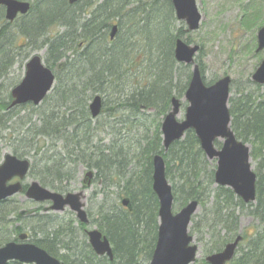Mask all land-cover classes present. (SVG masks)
Returning <instances> with one entry per match:
<instances>
[{"label":"trees","instance_id":"1","mask_svg":"<svg viewBox=\"0 0 264 264\" xmlns=\"http://www.w3.org/2000/svg\"><path fill=\"white\" fill-rule=\"evenodd\" d=\"M30 1L31 11L14 21L7 20L5 8L0 7V82L9 75L20 56L22 61L30 56L29 52L23 55L27 47H47V64L56 72L57 85L42 103L49 104L39 123L33 122L32 118L24 121V117L15 111L20 106L9 108L11 93L0 99V134L13 128L9 135L16 132L17 140L26 142L23 150L26 154L32 150L38 154L41 150L40 139L36 140L39 136L62 140V150H53L50 155L44 152L39 164L32 165L31 173L37 174L43 184L59 187L56 183L69 182L76 177L77 166L74 165L82 161L88 168L96 170V179L104 181L106 187L124 182L121 189L125 190L124 195L130 198L132 206L128 209L120 203V209L104 216L105 227L101 229L113 244L114 260L97 256L84 242L75 245L79 250L77 253L72 243L69 245L62 238L67 235L73 240L74 232L66 233L62 226L48 233L41 225L48 214L36 213L27 217L37 219L31 227L33 240L66 264H144L149 261L157 241L159 209V200L152 188V158L161 153L167 163V176L174 181L175 200L182 199L185 204L198 199L205 204L206 196L213 195L211 211L225 233L222 237L214 234L219 239L212 242L207 253L221 250L238 234L239 209L255 217L260 225L249 237L248 247L241 245L236 257L228 264H264V85L251 79L243 86L233 82L229 103L232 128L239 139L252 145L251 155L257 174L254 203L245 204L228 187H214V167H208L193 130L164 152L162 119L157 123L152 139L142 147L140 155L147 158L144 170L133 171L126 179L129 149L124 151L118 142L111 143L113 148L93 144L98 129L89 123L88 100L92 94L123 93L126 103L121 104L120 98L116 97V107L126 105L136 115L142 109H155L158 117H163L171 108L175 92L184 95L191 72L189 65L179 63L175 58L176 40L184 32L175 27L177 17L172 0H79L74 4L69 0ZM261 9L262 3H257L254 11L246 14L245 22L261 18ZM35 13L37 17L32 18ZM114 23L118 24V32L111 40ZM52 25L66 30L49 35ZM18 37L25 44H17ZM82 46L85 48L80 50ZM68 48L78 52L73 51L70 57L66 53ZM62 59L65 61L60 62ZM137 66L142 67L143 81L134 88H127L125 76L132 74ZM182 69L187 72L183 74ZM201 69L204 72L202 65ZM114 86L118 88L116 91ZM17 206L11 199L0 201V245L11 240L13 232L18 235L25 229L23 225H15L16 221L25 219L17 216ZM11 212H15L14 219L9 216ZM195 217L191 232L202 228ZM7 264L24 263L14 260ZM194 264L209 263L202 259Z\"/></svg>","mask_w":264,"mask_h":264},{"label":"water","instance_id":"2","mask_svg":"<svg viewBox=\"0 0 264 264\" xmlns=\"http://www.w3.org/2000/svg\"><path fill=\"white\" fill-rule=\"evenodd\" d=\"M78 0H70L75 3ZM176 16L186 22L188 31L200 27L202 14L196 0H172ZM0 5L5 6L6 18L13 21L19 14H26L31 8V3L24 0H0ZM117 32V25L111 31V38ZM200 46L188 44L178 38L175 46V57L179 62L193 64L192 76L185 93L188 101L185 118L178 119L181 101L172 98V108L165 116L161 131L163 145L167 151L170 145L184 137L187 130H194L200 141L201 148L209 159L217 160L215 170V183L231 187L236 195L245 202L256 200V173L251 161L249 144L238 139L231 127V113L229 107L230 88L232 79L229 75L219 78L211 85L203 79L195 55ZM264 49V26L258 32L257 51ZM56 75L46 66L42 57L35 54L26 64V73L22 81L12 90V105L33 102L39 104L52 89ZM253 81L264 84V58L252 75ZM103 106L102 97L96 95L90 102V111L97 117ZM222 142L220 147L216 141ZM29 159H21L16 155L7 153L5 160L0 164V200L23 192L22 180L30 170ZM93 172L86 173V183H91ZM19 180L9 183L13 178ZM153 189L159 199V226L156 246L149 264H191L197 258L198 246L193 244L194 237L190 234L192 217L197 212L199 201H189L178 213L173 212L174 194L171 183L166 174V161L162 154L153 157ZM26 197L35 201H51L44 210L62 211L66 206L77 212L81 222L88 223L89 217L85 206L84 191L69 192L63 195L44 187L39 181L34 180L26 189ZM124 206L130 209V199L122 200ZM34 210L23 209L20 216L33 214ZM89 243L98 255H107L114 259V252L107 235L98 228L88 230ZM27 238V233L20 235L21 240ZM242 235L225 245L224 249L210 254L206 261L210 264H227L235 255ZM11 260L36 264H65L58 258L50 255L45 249L30 242L11 241L0 247V264Z\"/></svg>","mask_w":264,"mask_h":264},{"label":"rangeland","instance_id":"3","mask_svg":"<svg viewBox=\"0 0 264 264\" xmlns=\"http://www.w3.org/2000/svg\"><path fill=\"white\" fill-rule=\"evenodd\" d=\"M196 1L202 14V21L199 29L187 31L186 23L178 19L175 22L176 29H183L184 33L182 39L186 42L189 40L191 44L200 45L201 50L197 54L196 59L197 62L204 67V77L207 82L211 83L214 79H218L224 75H229L233 79V82H236V85L238 84L239 86H243L248 79H251L252 73L264 57V49L259 52L256 51L257 33L259 28L264 25V2H262L263 6L259 13L262 19L256 18L245 22L246 14L252 13L256 7V3H260L262 0ZM36 15L37 13L33 14L32 18H36ZM65 30L66 29L64 27L59 25H52L49 28V35H56L64 32ZM18 38L17 44H25V42H22L21 37ZM84 48L85 46H82L80 50H83ZM75 50L68 48L66 53L71 57L74 52H78L77 49ZM25 51L26 52H24L23 55L28 52L30 53V56L36 53L41 54L43 61L47 63V47H43L41 49L27 47ZM64 61L65 59H62L60 62ZM133 70L134 71L131 72L132 74H127L125 76L124 85L127 88H134L138 85V83L143 81L141 74L142 67L137 66ZM189 70L191 72V67ZM24 71L25 63H23L22 56H20L12 69L9 71V75L5 76V78L0 82L1 100L5 99L11 89L22 80L25 73ZM181 72L184 74L187 71L182 69ZM181 77H184V75H181ZM55 85H57V81ZM114 89L116 91L118 88L114 86ZM52 91L50 92V95L52 94ZM95 95L96 94H92V97L88 100V105ZM99 95H101L104 100V111L97 118H92L89 112V123L92 124V127L96 126L98 129V133L93 141V144H97L101 148H104L102 146L113 148L111 143L114 142L113 144H116L118 142L124 147V151L129 149L130 156L127 157V160L130 164L126 169V179H128L133 171L135 173V171L142 172L144 170L147 158L140 155L142 147L147 143V140L152 139L156 131L157 123L163 117H158L155 109H142L138 111L136 115L133 111L127 108L126 105H123L120 108L116 107V97L120 98L121 104L126 103V96H123V93L120 94L112 92L109 95ZM175 96L180 97L183 100V107L178 115V118L182 120L185 116L187 101L184 99V95L178 94V92H175ZM48 104L49 103L41 104L40 107L33 108L30 106H22L17 108L15 111L16 113H19L21 117H24V121L28 118H32L33 122L39 123L40 116L42 112L46 111ZM27 126H29V124ZM12 130L13 128H10L0 134V162L4 159L5 154L12 153L20 158H29L32 160V165L34 163L38 165L44 152L50 155L53 150H62V140L54 141L51 138L39 136L36 140L40 139L39 142L40 145H42L41 150L38 154L36 150H32L30 153L26 154L23 151L25 150L24 146L26 145V142L17 140L16 132L9 135ZM249 146L250 149H252L251 143H249ZM135 153L137 157L139 156V160L135 156ZM206 161L209 168H213L216 164V162L212 160L206 159ZM74 166H77L76 177L69 182L63 181L61 184L56 183L59 187L43 184L40 177L31 172L24 183L27 184L32 180H37L45 187L62 193L84 189L86 195L84 199L86 202V209L91 217V223L86 225L85 228L91 229L95 226L101 229V227H105L104 216L106 214H111L116 208L120 209V200L123 196H125V190L122 191L121 189L124 182H120L119 186L111 185L106 187V183L99 179L95 180L92 186L86 188L83 186V178L88 166L82 161L78 162ZM169 181L172 185L174 184L173 179L169 178ZM11 201L18 205L16 207L18 210L22 208L36 209L40 205L34 201L26 199L25 195H16L11 199ZM212 201L213 195L206 196L205 204L200 203L195 217V221L201 222L202 226L200 231L192 230L194 241L199 246L198 261L205 258L212 242L219 239V237L214 234H220V237H222L225 233V230L218 222L216 215L211 211ZM183 205L182 199L175 200L174 212L179 211ZM40 213L42 212H39L38 214ZM237 213H239L240 216L239 225L243 235H247V238L250 236L252 237L259 228V221L245 211L241 212L239 210ZM47 214L49 216H46V219L44 218L41 225L46 228L48 233L52 232L53 228L58 226L60 228V226H62L61 228L64 229L66 233H70V231L74 232L75 239L73 240L67 235L62 237L66 242H69V245L72 243L71 246L75 247V245L80 242L87 243L88 237L86 233H84V227H79V221L73 211H69V209H67L63 212L52 211ZM9 216H15V212H11ZM36 221L37 219L25 218L22 221H16L15 225H23L25 228L24 230L31 233V227L36 224ZM48 223L49 225L46 226ZM9 229L11 230L12 228L9 227ZM16 235L17 234L13 232L10 238H14ZM38 236L41 235L38 234ZM69 240L72 241L70 242ZM242 246L248 247L247 240L243 242ZM75 250L79 253V250L76 249V247ZM148 262L149 261H146L144 264H148Z\"/></svg>","mask_w":264,"mask_h":264},{"label":"flooded vegetation","instance_id":"4","mask_svg":"<svg viewBox=\"0 0 264 264\" xmlns=\"http://www.w3.org/2000/svg\"><path fill=\"white\" fill-rule=\"evenodd\" d=\"M183 106V104H181V107ZM187 106V105H186ZM18 179L17 178H14L11 182H15V181H17ZM84 199V198H83ZM39 204V203H38ZM45 207H47L46 206V204H40L39 206H38V208H40L41 210H43V211H45L44 210V208ZM83 208H85L86 209V204H85V206L83 207ZM65 210H67V209H65ZM87 210V209H86ZM69 211H70V209H69ZM88 212V211H87ZM36 213V212H35ZM34 214V213H33ZM27 215V214H26ZM29 215H32V214H29ZM88 215H89V217H90V214H89V212H88ZM91 219V218H90ZM91 223V222H90ZM81 226V223L79 222V227ZM82 227V226H81ZM83 228V227H82ZM84 229V233H85V231H86V228H83ZM27 238L31 241V242H35L34 240H33V238L32 237H30V235L29 234H27ZM15 240H18L17 238H15ZM51 254V253H50ZM52 255V254H51ZM54 256V255H53ZM55 257H57V256H55ZM57 258H59V257H57ZM60 259V258H59ZM60 260H62V259H60ZM63 261V260H62Z\"/></svg>","mask_w":264,"mask_h":264}]
</instances>
